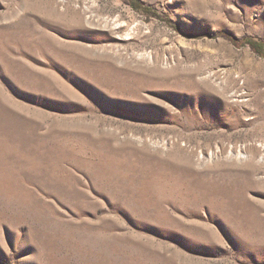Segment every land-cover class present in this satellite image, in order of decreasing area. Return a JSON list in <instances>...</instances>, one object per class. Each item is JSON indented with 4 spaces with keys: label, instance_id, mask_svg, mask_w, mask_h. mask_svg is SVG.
I'll use <instances>...</instances> for the list:
<instances>
[{
    "label": "rangeland",
    "instance_id": "374dc122",
    "mask_svg": "<svg viewBox=\"0 0 264 264\" xmlns=\"http://www.w3.org/2000/svg\"><path fill=\"white\" fill-rule=\"evenodd\" d=\"M0 264H264V0H0Z\"/></svg>",
    "mask_w": 264,
    "mask_h": 264
},
{
    "label": "trees",
    "instance_id": "16d2710c",
    "mask_svg": "<svg viewBox=\"0 0 264 264\" xmlns=\"http://www.w3.org/2000/svg\"><path fill=\"white\" fill-rule=\"evenodd\" d=\"M247 42L252 45V47H254L255 49L261 48V45L258 44V42H255L253 40H247Z\"/></svg>",
    "mask_w": 264,
    "mask_h": 264
},
{
    "label": "bare ground",
    "instance_id": "6f19581e",
    "mask_svg": "<svg viewBox=\"0 0 264 264\" xmlns=\"http://www.w3.org/2000/svg\"><path fill=\"white\" fill-rule=\"evenodd\" d=\"M116 27V26H115Z\"/></svg>",
    "mask_w": 264,
    "mask_h": 264
}]
</instances>
